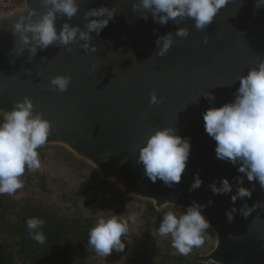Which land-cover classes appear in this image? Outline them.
I'll return each instance as SVG.
<instances>
[{"label":"water","instance_id":"95a60500","mask_svg":"<svg viewBox=\"0 0 264 264\" xmlns=\"http://www.w3.org/2000/svg\"><path fill=\"white\" fill-rule=\"evenodd\" d=\"M76 3L73 17L56 13L58 33L65 23L86 31L90 20L106 18L87 16L93 9L114 13L99 33H90L87 43L95 52L83 47L79 33L68 45L57 41L38 47L34 55L22 44L13 26L33 10V22L42 17L51 8L44 0H21L0 14V118L14 101L29 97L34 113L51 124L46 144L38 149L66 151L90 166L100 182L119 190L121 198L150 203L158 212L200 205L215 244L191 261L264 264V187L239 172L241 161L233 164L216 157V142L203 120L209 107L231 102L239 77L264 61V6L258 8L256 0H228L209 25L197 29L188 17L159 23L140 0ZM181 27L188 29L187 37L176 35ZM168 34L173 44L160 56L162 38ZM56 75L71 76L66 91L53 90L50 81ZM154 89L162 103L150 104ZM169 126L191 145L181 180L171 187L159 178L153 182L138 162L147 136ZM197 176L201 184L191 189ZM224 179L231 191L214 193L211 185L219 187ZM240 187L250 189L251 197L233 202ZM233 208L229 222L227 213ZM242 208L252 209L246 218Z\"/></svg>","mask_w":264,"mask_h":264},{"label":"clouds","instance_id":"9594fccd","mask_svg":"<svg viewBox=\"0 0 264 264\" xmlns=\"http://www.w3.org/2000/svg\"><path fill=\"white\" fill-rule=\"evenodd\" d=\"M227 2L228 0H140V6L152 10L153 18L161 24H166L170 19L188 17L195 21L197 29H204ZM44 3L51 5V8L38 20L32 21V16L35 15L33 10L27 16L21 15L13 26V32L20 35L22 44L28 45L33 55L38 47L47 48L57 41L68 45L77 39L78 33L79 39L85 41L83 47L89 49L87 41L90 33H99L114 14L107 8L93 9L86 15L106 18L90 20L86 31L65 23L58 33L56 13L73 17L78 11L76 0H44ZM256 4L258 8L264 6V0H256ZM176 35L187 37L188 29L181 27ZM162 41L160 56H164L172 46L171 34L163 37ZM204 42L207 43V38ZM157 43L160 44L161 41L158 40ZM89 50L96 51L95 47ZM22 51L23 48L19 49L17 54ZM70 80V75H56L51 78L50 84L53 90L64 92ZM209 98L214 99L212 96ZM149 102L162 103V98L155 89L150 93ZM33 109L32 99L25 97L14 101L11 110L3 111V118L0 119V194H14L24 187L21 177L25 170L33 171L41 167L37 150L46 144L51 124L42 114L34 113ZM203 120L205 131L216 142V157L233 164L241 161L239 172L245 173L249 181H258L264 187V61L239 77V86L231 102L209 107L203 113ZM190 148V141L177 134L174 128H158L139 147L138 162L143 165L145 174L153 182L159 178L171 187L181 180ZM200 184L201 179L197 176L191 189L198 188ZM211 187L214 193L231 191V184L227 179L222 181L221 186L217 187L213 183ZM243 197H251V190L240 187L232 200L234 202ZM240 211L246 218L252 209L242 208ZM235 212L236 209L233 208L227 213L229 222ZM136 220V214L126 217L117 214L98 217L88 232V245L104 258L114 250L123 252L130 223L134 224ZM44 224L45 220L42 218L31 217L26 221L32 238L40 244L46 242L42 230ZM209 227L210 223L202 213L201 206L193 203L181 214L173 211L164 214L158 234L160 237L170 236L172 247L181 255L187 256L194 247L204 244V234Z\"/></svg>","mask_w":264,"mask_h":264},{"label":"rangeland","instance_id":"374dc122","mask_svg":"<svg viewBox=\"0 0 264 264\" xmlns=\"http://www.w3.org/2000/svg\"><path fill=\"white\" fill-rule=\"evenodd\" d=\"M6 2L0 0V14L7 13L2 6ZM38 150L41 167L33 171L25 170L21 177L24 187L11 194L14 199L30 197L40 201L54 210L57 217L67 220L66 224L79 216L97 219L114 214L125 217L137 215L136 222L130 223L125 250L113 251L106 258L97 256L94 264H201L191 259L209 253L214 247L215 239L208 229L202 246L194 247L187 256L181 255L172 247L170 236H159L158 227L168 211L181 214L184 210L164 208L158 212L150 203L123 199L119 190L108 184L102 185L90 166L66 151L52 147ZM181 257L185 260L180 262L178 258Z\"/></svg>","mask_w":264,"mask_h":264},{"label":"trees","instance_id":"16d2710c","mask_svg":"<svg viewBox=\"0 0 264 264\" xmlns=\"http://www.w3.org/2000/svg\"><path fill=\"white\" fill-rule=\"evenodd\" d=\"M31 217L45 220L44 244L35 241L27 229ZM72 220L66 224L54 210L30 197L0 194V264H94L100 255L88 245V232L96 219L79 216Z\"/></svg>","mask_w":264,"mask_h":264},{"label":"built area","instance_id":"2783aa9c","mask_svg":"<svg viewBox=\"0 0 264 264\" xmlns=\"http://www.w3.org/2000/svg\"><path fill=\"white\" fill-rule=\"evenodd\" d=\"M4 2V0H2ZM21 0H7L5 4H3V10L4 12H9L15 7H17L20 4Z\"/></svg>","mask_w":264,"mask_h":264}]
</instances>
